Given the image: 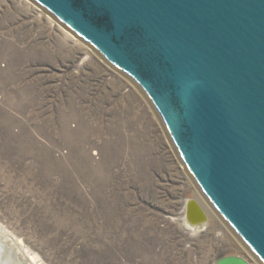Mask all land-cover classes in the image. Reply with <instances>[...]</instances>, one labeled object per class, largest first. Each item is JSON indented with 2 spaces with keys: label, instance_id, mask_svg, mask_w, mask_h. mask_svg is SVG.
Wrapping results in <instances>:
<instances>
[{
  "label": "rangeland",
  "instance_id": "1",
  "mask_svg": "<svg viewBox=\"0 0 264 264\" xmlns=\"http://www.w3.org/2000/svg\"><path fill=\"white\" fill-rule=\"evenodd\" d=\"M71 35L29 0H0V230L38 264L246 258L219 219L183 227L202 195L156 111Z\"/></svg>",
  "mask_w": 264,
  "mask_h": 264
},
{
  "label": "water",
  "instance_id": "2",
  "mask_svg": "<svg viewBox=\"0 0 264 264\" xmlns=\"http://www.w3.org/2000/svg\"><path fill=\"white\" fill-rule=\"evenodd\" d=\"M29 1L143 92L202 197L264 264V0Z\"/></svg>",
  "mask_w": 264,
  "mask_h": 264
},
{
  "label": "bare ground",
  "instance_id": "3",
  "mask_svg": "<svg viewBox=\"0 0 264 264\" xmlns=\"http://www.w3.org/2000/svg\"><path fill=\"white\" fill-rule=\"evenodd\" d=\"M70 35H71V33H70ZM197 192H195L197 195L194 194L195 196H197V199L196 198L195 199L190 198V199L186 200L185 212L183 213L184 216L182 218H180L182 223H183V227L187 230L189 229L190 232H196L198 230H201V228L203 229V227H205L211 221L218 220V219L221 220L218 216H215V213L213 211H211V209L209 208L210 206H208V202H206V200H203L202 197ZM198 197L201 198V201H198ZM203 201H205V202H203ZM180 219H178V220H180ZM224 227H226L225 229H227V231H229L228 233H230L233 236V238H235L237 240L236 242H238V246L241 247V249L245 253L243 255L248 259V261L251 264H260V262L256 259V257L253 256V254L250 253V251L244 247V245L240 242V239L236 236V234L232 230H230L228 226H224ZM0 231H1L0 232V238H2L1 240H3V242H6L8 244H9V241H11L10 246H13V248H16V250H14V251H16L18 253V255H17L18 258L13 257L11 254V256H10L11 259H9L7 252L4 251L0 247V261H1L0 264H5V263L6 264H8V263L9 264H38V260H37L36 255H34L32 253L30 254L27 251V249H25L21 245H18V243L13 238H9L8 235L6 233H4V231H2V230H0ZM248 253H249V256H251V257L253 256V257L251 258V257L247 256ZM5 254H7V255H5ZM3 259H5V263L3 262ZM8 259H9V261H7ZM13 259L15 262H13Z\"/></svg>",
  "mask_w": 264,
  "mask_h": 264
}]
</instances>
